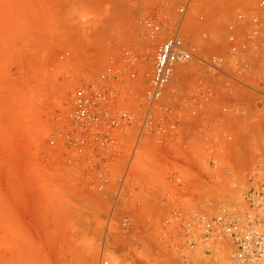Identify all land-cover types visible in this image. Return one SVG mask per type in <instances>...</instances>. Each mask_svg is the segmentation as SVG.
Returning <instances> with one entry per match:
<instances>
[{
	"label": "rangeland",
	"instance_id": "1",
	"mask_svg": "<svg viewBox=\"0 0 264 264\" xmlns=\"http://www.w3.org/2000/svg\"><path fill=\"white\" fill-rule=\"evenodd\" d=\"M256 3L197 0V58L153 104L144 22L176 0H0V264H235L207 222L264 184ZM83 87L105 97L93 129L72 117Z\"/></svg>",
	"mask_w": 264,
	"mask_h": 264
},
{
	"label": "built area",
	"instance_id": "2",
	"mask_svg": "<svg viewBox=\"0 0 264 264\" xmlns=\"http://www.w3.org/2000/svg\"><path fill=\"white\" fill-rule=\"evenodd\" d=\"M179 5L172 16L164 12L162 16H148L144 26L152 38L159 39L153 69L150 75L151 102L161 100L178 69L197 58L196 48L188 37V20L191 9L197 0H176ZM256 7L264 12V0H257ZM234 40V36L231 38ZM207 63L215 68L222 66L220 57L207 58ZM105 76V75H104ZM105 97L102 89L83 87L79 90L78 109L72 113L75 122L87 128H96L106 123L101 118ZM108 120V119H107ZM137 122L136 113L124 112L121 123L131 125ZM140 138L150 132V116L140 121ZM209 240L229 239L232 259L235 264H264V184H251L244 197L240 211L225 210L207 222ZM108 264V263H106Z\"/></svg>",
	"mask_w": 264,
	"mask_h": 264
},
{
	"label": "bare ground",
	"instance_id": "3",
	"mask_svg": "<svg viewBox=\"0 0 264 264\" xmlns=\"http://www.w3.org/2000/svg\"><path fill=\"white\" fill-rule=\"evenodd\" d=\"M148 63V62H147Z\"/></svg>",
	"mask_w": 264,
	"mask_h": 264
}]
</instances>
